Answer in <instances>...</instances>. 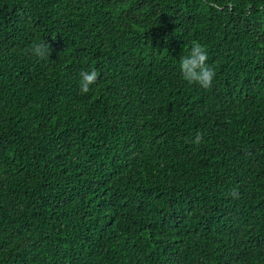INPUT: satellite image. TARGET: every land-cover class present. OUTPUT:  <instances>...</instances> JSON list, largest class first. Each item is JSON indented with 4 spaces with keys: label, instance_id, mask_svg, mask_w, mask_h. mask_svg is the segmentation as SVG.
I'll return each instance as SVG.
<instances>
[{
    "label": "trees",
    "instance_id": "trees-1",
    "mask_svg": "<svg viewBox=\"0 0 264 264\" xmlns=\"http://www.w3.org/2000/svg\"><path fill=\"white\" fill-rule=\"evenodd\" d=\"M0 264H264V0H0Z\"/></svg>",
    "mask_w": 264,
    "mask_h": 264
},
{
    "label": "clouds",
    "instance_id": "clouds-1",
    "mask_svg": "<svg viewBox=\"0 0 264 264\" xmlns=\"http://www.w3.org/2000/svg\"><path fill=\"white\" fill-rule=\"evenodd\" d=\"M31 55L40 60H47L50 55V45L39 42L31 46ZM208 51L204 44L193 41L187 55L179 60V71L182 79L188 84H196L199 87L209 90L213 86L215 71L207 63ZM99 73L97 70L80 72V92L86 94L90 86L96 84ZM203 142V134L197 132L192 143L199 145Z\"/></svg>",
    "mask_w": 264,
    "mask_h": 264
}]
</instances>
